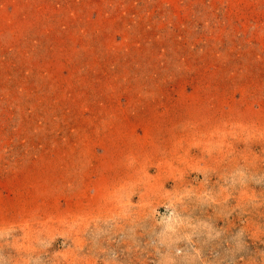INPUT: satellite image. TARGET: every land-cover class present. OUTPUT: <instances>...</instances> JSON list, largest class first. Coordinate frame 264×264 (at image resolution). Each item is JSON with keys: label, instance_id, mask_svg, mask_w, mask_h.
<instances>
[{"label": "rangeland", "instance_id": "rangeland-1", "mask_svg": "<svg viewBox=\"0 0 264 264\" xmlns=\"http://www.w3.org/2000/svg\"><path fill=\"white\" fill-rule=\"evenodd\" d=\"M0 264H264V0H0Z\"/></svg>", "mask_w": 264, "mask_h": 264}]
</instances>
